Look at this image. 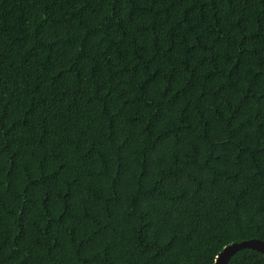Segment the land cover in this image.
<instances>
[{"label":"trees","instance_id":"obj_1","mask_svg":"<svg viewBox=\"0 0 264 264\" xmlns=\"http://www.w3.org/2000/svg\"><path fill=\"white\" fill-rule=\"evenodd\" d=\"M251 238L264 0H0V264H214Z\"/></svg>","mask_w":264,"mask_h":264},{"label":"water","instance_id":"obj_2","mask_svg":"<svg viewBox=\"0 0 264 264\" xmlns=\"http://www.w3.org/2000/svg\"><path fill=\"white\" fill-rule=\"evenodd\" d=\"M242 248H250L264 253V241L256 238H251L230 243L224 246L223 249L217 254L214 264H226L229 257Z\"/></svg>","mask_w":264,"mask_h":264}]
</instances>
